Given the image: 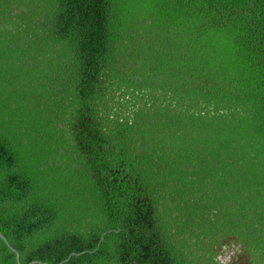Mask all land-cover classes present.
Returning <instances> with one entry per match:
<instances>
[{"label":"trees","instance_id":"obj_1","mask_svg":"<svg viewBox=\"0 0 264 264\" xmlns=\"http://www.w3.org/2000/svg\"><path fill=\"white\" fill-rule=\"evenodd\" d=\"M0 231L21 264H264V0H0Z\"/></svg>","mask_w":264,"mask_h":264},{"label":"water","instance_id":"obj_2","mask_svg":"<svg viewBox=\"0 0 264 264\" xmlns=\"http://www.w3.org/2000/svg\"><path fill=\"white\" fill-rule=\"evenodd\" d=\"M0 237L5 241V243L12 249V251L15 253V255H16V260H17V263L18 264H21L20 263V261H19V252L14 248V247H12L10 244H9V242L7 241V239L5 238V236L1 233V231H0ZM103 238V235H101V239ZM35 262H37V261H32V262H30V263H28V264H32V263H35ZM40 264H43L42 262H39Z\"/></svg>","mask_w":264,"mask_h":264}]
</instances>
